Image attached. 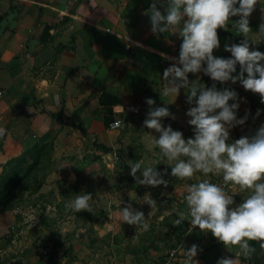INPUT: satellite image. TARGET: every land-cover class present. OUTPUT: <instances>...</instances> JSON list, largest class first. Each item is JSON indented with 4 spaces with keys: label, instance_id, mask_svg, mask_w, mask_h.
Returning <instances> with one entry per match:
<instances>
[{
    "label": "crops",
    "instance_id": "crops-1",
    "mask_svg": "<svg viewBox=\"0 0 264 264\" xmlns=\"http://www.w3.org/2000/svg\"><path fill=\"white\" fill-rule=\"evenodd\" d=\"M151 3L0 0V127L6 129L0 133V161L23 156L35 142H53L55 156H64L65 149L88 143L113 148L115 140H125L131 134L133 124L143 125L150 107L147 97L155 100L154 106H167L175 114V119L163 118L164 124L183 125L192 132L193 126L187 123L186 110L191 105L185 89L174 101L172 96H160L163 71L173 63L169 57H178L182 38L178 33L151 31L145 12ZM157 7L163 12V4ZM238 19L230 17L223 28H217L220 47L213 50L215 56L229 57L231 53L224 50V45L245 38L251 40L250 48L264 51V32H259L264 24V0H258L249 16L251 31L246 37L236 30L234 22ZM188 75L190 81L199 77L206 87L233 88L244 98L238 117L247 111L248 119L229 130L231 139L253 134L264 123V103L259 93L244 89L239 81L221 84L202 71ZM258 108L262 111L256 116ZM117 120L124 124L109 129V124ZM111 153L115 152H101L103 158ZM56 171L60 173L61 168ZM219 175L212 173L214 178ZM229 191L233 192V206L248 194L233 184ZM183 208L186 210V203ZM182 223L186 224L184 231ZM182 223L173 226L172 249L177 258L172 264H184V249L193 243L199 245L195 257L199 264H216L218 258L234 256L238 251L237 245L226 248L211 232L190 228V218ZM250 243L257 252L246 264H264L260 242ZM66 250L65 244L59 246L57 252L67 253L46 264H86L76 252L73 254L77 257H70ZM0 264L19 263L3 255Z\"/></svg>",
    "mask_w": 264,
    "mask_h": 264
},
{
    "label": "clouds",
    "instance_id": "clouds-1",
    "mask_svg": "<svg viewBox=\"0 0 264 264\" xmlns=\"http://www.w3.org/2000/svg\"><path fill=\"white\" fill-rule=\"evenodd\" d=\"M158 3L164 5L163 12ZM257 3L258 0H152L145 10L153 33H178L182 38L178 57H169L173 63L163 71L160 96H172L174 101L180 90L185 89L187 103L191 105L186 110L187 123L193 126V135L185 138L181 130L165 125L163 118L175 119V114L167 106H154L155 100L147 97L146 104L150 107L143 125L159 134L149 133L151 144L159 147L171 171L158 169L159 160L145 165L141 159L131 162L130 175L138 185L166 187L169 183L166 173L179 178L193 177L198 171L216 173L222 174L223 180L234 187L247 190L242 201L233 206V192L212 182L210 177L185 186L186 210L178 212L174 223L179 225L190 218L192 226L211 232L226 248L238 246L234 256L220 257L216 264H246L257 252L251 241H259L260 248L264 249V123L253 134L231 139L229 130L248 119L247 111L238 117L240 101L244 98L230 87H206L199 77L190 81L188 74L202 71L221 84L239 81L244 89L259 93L264 103V51L250 48L251 40L245 38L224 45V50L231 53L229 57L213 54L220 47L217 28H223L230 17L238 16L234 22L236 30L246 37L251 31L249 16ZM259 32H264V24L260 25ZM261 111L258 108L256 116ZM4 131L0 127V133ZM72 179H75L74 173ZM92 200V193L81 191L65 202V208L76 213L89 211ZM143 201L151 207L157 205L150 192H145ZM119 216L130 225H142L145 230L149 227L144 212L131 203L120 206ZM198 250L199 245L195 243L184 249V264H199L195 259Z\"/></svg>",
    "mask_w": 264,
    "mask_h": 264
},
{
    "label": "rangeland",
    "instance_id": "rangeland-1",
    "mask_svg": "<svg viewBox=\"0 0 264 264\" xmlns=\"http://www.w3.org/2000/svg\"><path fill=\"white\" fill-rule=\"evenodd\" d=\"M170 125L185 138L193 135L189 127ZM149 133L159 135L154 129L133 124L131 134L115 140L110 151L115 153L106 158L95 143L65 149L64 156H55L53 142H35L41 147L37 155L23 156L19 164L20 157L0 161V250L5 259L46 264L67 253L57 252L65 244L70 257L79 255L86 264H160L173 248L172 227L178 212L185 211L186 184L215 178L199 171L190 178L168 174L171 166L161 157L159 147L151 144ZM141 159L145 165L160 161L156 167L168 170L166 187L135 182L130 164ZM57 167L60 173H54ZM140 174L138 170L136 175ZM81 191L93 194L91 209L77 213L66 209L65 202ZM145 192H150L157 205L151 207L143 201ZM125 203L144 212L147 230L121 220L119 208Z\"/></svg>",
    "mask_w": 264,
    "mask_h": 264
},
{
    "label": "built area",
    "instance_id": "built-area-1",
    "mask_svg": "<svg viewBox=\"0 0 264 264\" xmlns=\"http://www.w3.org/2000/svg\"><path fill=\"white\" fill-rule=\"evenodd\" d=\"M1 95H2V92H0V96ZM120 126H121V123H120L119 120H117V121H114V122L109 124V129H118ZM213 182L222 184L228 191L232 187V183L231 182H225L223 180V176L222 175H219V176L215 177ZM189 227L190 228H195L194 226L191 225V223H189ZM176 258H177L176 250L175 249H170V250L166 251V254L164 256L163 264H172V262ZM2 259H3V252L0 251V262L2 261Z\"/></svg>",
    "mask_w": 264,
    "mask_h": 264
},
{
    "label": "trees",
    "instance_id": "trees-1",
    "mask_svg": "<svg viewBox=\"0 0 264 264\" xmlns=\"http://www.w3.org/2000/svg\"><path fill=\"white\" fill-rule=\"evenodd\" d=\"M103 150V152L107 153V152H110L111 151V148H108V147H105V146H100ZM43 148V147H42ZM39 150H41V147H39L37 144L33 145L23 156H31L33 154H36L39 153ZM23 156H21L19 159H18V164L19 163H22L23 161ZM12 185V184H11ZM181 230L184 231L186 229V224L185 223H182L181 226H180ZM176 227L174 228L173 227V230H175Z\"/></svg>",
    "mask_w": 264,
    "mask_h": 264
},
{
    "label": "water",
    "instance_id": "water-1",
    "mask_svg": "<svg viewBox=\"0 0 264 264\" xmlns=\"http://www.w3.org/2000/svg\"><path fill=\"white\" fill-rule=\"evenodd\" d=\"M124 123H123V121H122V125H123Z\"/></svg>",
    "mask_w": 264,
    "mask_h": 264
}]
</instances>
